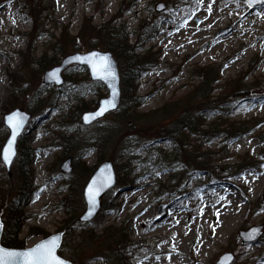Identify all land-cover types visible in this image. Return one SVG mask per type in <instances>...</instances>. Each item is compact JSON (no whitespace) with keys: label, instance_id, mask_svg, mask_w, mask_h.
I'll use <instances>...</instances> for the list:
<instances>
[{"label":"rangeland","instance_id":"374dc122","mask_svg":"<svg viewBox=\"0 0 264 264\" xmlns=\"http://www.w3.org/2000/svg\"><path fill=\"white\" fill-rule=\"evenodd\" d=\"M113 17L114 22L125 24L131 44L142 20L157 23L154 37L142 49L156 54L155 64L135 82L142 100L134 111L124 115L118 113V106L95 123L83 125L81 114L96 108L107 95L105 88L101 97H85L87 109L77 115L73 104L57 93L66 82L64 74L60 87L43 84L47 69L27 68L24 53L32 44L34 59L49 55L63 30L72 38L77 36L73 46L66 38L58 41L65 55L103 51L92 48L103 38L89 26L82 30L83 23L89 18L97 29ZM197 34L206 36L214 48L210 56L191 48ZM207 65L219 66L214 97L223 95L225 85L231 83L237 86L232 92L236 102L215 134L209 127L213 115L204 119V136L185 131L183 150V138L164 135H169L172 121L182 112V102H177L171 116L153 112L186 97L199 81L196 69ZM76 71L78 83L90 81L86 72ZM14 73L21 79L16 88L9 81ZM41 85L47 86L40 97L47 102L35 107L32 101ZM6 100L15 102L10 109L31 114L27 127L31 131L21 137L24 148L32 151V182L22 206L25 220L19 234L22 248L63 232L67 207L76 212L78 221L85 209L83 187L97 165L110 160L116 183L103 194L96 216L81 223L83 229L63 232L62 258L73 264H104L102 232L124 226L130 229L132 242L125 255L128 264H215L226 252L234 256L231 264H264V3L250 8L247 0H0L1 122ZM231 123H245L246 132L228 139L226 128ZM196 146L199 152L191 154ZM123 149H130L126 158ZM201 152H212L209 172L197 167L195 157ZM68 156L71 170L64 173L60 166ZM128 158L131 162L123 167ZM242 158L254 164L236 172L232 166ZM16 169L15 160L9 172L0 162L3 231L6 204L17 193ZM135 183L144 186L133 189ZM106 201L111 204L108 208L103 207ZM222 217L233 220L227 230L221 229ZM253 226L261 227L257 242L243 243L239 231ZM31 228L46 235L29 234Z\"/></svg>","mask_w":264,"mask_h":264},{"label":"trees","instance_id":"16d2710c","mask_svg":"<svg viewBox=\"0 0 264 264\" xmlns=\"http://www.w3.org/2000/svg\"><path fill=\"white\" fill-rule=\"evenodd\" d=\"M88 19L89 18H86L84 20L82 30L85 28V26H89L93 28L91 31L94 32L96 36L103 38L102 40H96L93 45L90 43L92 48L99 47L111 52L118 62L120 72V89L122 94L118 113L120 112L121 114L125 115L128 112L134 111L141 104V97L136 95L135 82L143 73L151 69L155 64L156 54L151 53L149 50L142 49L144 47L145 41L154 37L155 31L157 29V23L152 21L149 24H145L144 20H142L139 25L140 32L136 35L135 43L131 44L129 43V32L126 29L125 24L114 22V17L97 27V29H95L96 27L90 25L91 19ZM63 38H66L65 40H67L68 43L70 42L71 46H73L77 36L72 38L67 34L66 30H63L61 33V39L58 41H63ZM58 41L52 45L50 49L51 53L49 55L44 53L39 57V59H34V46L30 44L27 51L24 53L23 59L27 60L25 66L29 69L32 68V66H35L36 69L42 71L57 64L60 60L57 58V56L60 57L67 53L65 48L60 46ZM218 67L219 66L215 65L198 67L196 69V74L199 81L193 87V89L188 92L186 97H183L176 102L170 101L164 103L153 112L154 114L162 113L165 117L171 116L177 108V102H182V112L176 117L175 121H172L169 135H164L169 138H172L170 136H174L175 138V136L179 135L180 138H183V140L180 141L182 146L181 148H183V150H185L187 147L185 142L187 135L185 134V131L188 132V135L198 134L199 137L204 136V131L201 130V127L204 125V119L206 116L213 115L215 118L214 121L209 124V127L212 131V134H215V132H217L221 126L226 124V121L223 119V115L227 114L229 110L235 105L236 97L234 92L237 90V86L235 84L233 85L228 83L227 87L225 85V93L223 95L216 97L213 95V90L215 88L213 85L219 78ZM79 68L82 72H86L84 68L78 66H71L64 71L63 74L66 82L57 91V93L62 94L63 97L73 104L72 108L77 115L80 113V111L87 109V103L84 100L85 97L90 95L97 97L103 96L101 93L103 88L99 82L89 80L86 82L80 81L81 83L77 82L76 76L78 73L76 69ZM86 74L84 75L85 78L87 77ZM9 78V81L13 84L14 88H16L21 82L20 75L18 73L12 74L9 76ZM82 80H84V78ZM229 87L232 88L228 90L227 88ZM46 88L47 86L41 85L35 92V99L32 101L35 107H39L43 103L47 102L46 98H40L47 92ZM232 92L234 93L233 95ZM14 103L15 102L12 103L6 100L4 103V110L8 111L10 109L9 106H13ZM94 103L96 104V101L93 102V104ZM28 109L30 108L28 107L27 110ZM236 125V123H231L230 126L226 128L228 130V139L232 136H237L238 134L246 132L244 128L246 126L245 123H240L237 125V127ZM5 138L6 130L0 121V148L3 145ZM23 140V138L19 139L18 155L15 159V165L17 166L16 174L18 179L16 189L17 193L15 194V197L10 199L8 204H6L4 214L5 226L1 236V244L10 248L23 247V242L19 238V234L25 220V215L22 213V206L26 201L27 195L30 193L32 182V172L30 167L32 161V151L26 146V148H24L22 145ZM198 147L199 146L194 147L191 154L199 152L197 149ZM130 153V149H126L124 151L123 157L126 158ZM199 154L200 155L198 157H195V160H199H194L197 164V167H199V169H205L208 171V154H212V152H201ZM102 159L103 158L100 157L99 160ZM130 162L131 158H128L125 165L123 164V167ZM253 164L254 163H252L251 160L242 158L240 163H237L232 167L236 170V172H241L248 167H252ZM110 206V201L103 203L104 208H108ZM66 215L68 217L62 221V225L60 227L64 233H71L77 228L83 229L84 225L77 221V215L74 210L67 207ZM33 230L37 231L40 235H46V232L41 229L31 228L30 232ZM129 230L130 229L127 227L121 226L108 227L102 232V238H99L101 240V244L104 246V249H106L104 264H128V259L125 255L128 253V249L132 243L129 239ZM64 248L65 247H63V245L60 246L58 254L63 252Z\"/></svg>","mask_w":264,"mask_h":264},{"label":"water","instance_id":"95a60500","mask_svg":"<svg viewBox=\"0 0 264 264\" xmlns=\"http://www.w3.org/2000/svg\"><path fill=\"white\" fill-rule=\"evenodd\" d=\"M247 4L248 0H247ZM261 4L257 0H252L250 8ZM82 67L87 71L89 79L91 81L99 82L106 90L107 95L100 98L97 102V106L92 111H86L81 114V122L83 125H91L103 118L108 113H112L117 110L120 104L121 98V89H120V74L118 69V63L111 52L107 50H98L91 49L86 52H74L68 55H65L59 62V64L54 65L53 67L45 70L43 74V84L48 86L60 87L64 79L62 74L64 71L71 66ZM93 65H96V70H94ZM106 69V70H105ZM55 72L56 78H53L50 74ZM114 105V107L112 106ZM103 109H107L102 112L101 115H95L98 112H101ZM13 117L12 123L19 122L20 127L17 129L15 136H13V128L10 125L9 117ZM95 116V118H92ZM88 117L89 119H85ZM31 119V114L23 109L14 108L2 116V123L5 129L7 130V136L4 140L2 147L0 148V162L4 166L6 172L10 171V168L17 157V145L18 141L22 136L27 135L31 129H27ZM9 141L11 144V157L9 161H5L4 153L5 149L9 146ZM72 157L68 156L60 166V169L64 173H69L71 170L70 163ZM116 183V171L114 164L110 160L101 161L97 167L94 169L90 175L87 183L83 187L82 197L85 203V209L83 213L79 216L78 222L85 223L90 222L98 213L101 208V198L104 193L113 188ZM96 192L95 195V207L92 208L91 215H89V209L91 207L90 203V191ZM262 201L264 202V195ZM161 208V207H160ZM260 226H253L247 230H241L238 233L240 240L243 243H255L257 242L258 236L260 235ZM3 231V222L0 217V249H5L9 251H26L37 247L38 245L56 239L57 247L55 249V255L62 261L64 264H73L65 260L58 254V250L61 246L63 232H57L49 236L44 237L34 245L24 248H10L5 247L1 244V235ZM234 260V256L229 253H223L219 256L215 264H231Z\"/></svg>","mask_w":264,"mask_h":264},{"label":"snow or ice","instance_id":"6c2138e0","mask_svg":"<svg viewBox=\"0 0 264 264\" xmlns=\"http://www.w3.org/2000/svg\"><path fill=\"white\" fill-rule=\"evenodd\" d=\"M259 3H264V0H257ZM249 6H251L252 0H248ZM94 70H96V65H93ZM106 70V69H105ZM53 78H56V73L53 72L50 74ZM114 107V105H112ZM96 113L95 115H101L103 111ZM92 118H95L93 116ZM89 119L88 117L85 118ZM13 117H9V122L13 128V136H15L17 129L20 127L19 122L12 123ZM11 144L9 141V146L5 149L4 159L9 161L11 157ZM90 191V203L91 207L89 209V215H91L92 208L95 207V195L98 194V189L96 192ZM57 247L56 239L52 241H46L37 247L26 250V251H9L5 249H0V264H64V261L60 260L55 255V249Z\"/></svg>","mask_w":264,"mask_h":264},{"label":"bare ground","instance_id":"6f19581e","mask_svg":"<svg viewBox=\"0 0 264 264\" xmlns=\"http://www.w3.org/2000/svg\"><path fill=\"white\" fill-rule=\"evenodd\" d=\"M233 29V28H232ZM234 30V29H233ZM186 31L190 32L191 30L190 29H187ZM209 43H207V40H206V36H202V35H199L197 34L196 36L192 37V42H191V48H195L197 47L198 49H201V54L204 55V56H210L213 52H214V48H212L210 45H208ZM14 109V108H13ZM12 110L9 109L8 111ZM6 111V112H8ZM5 112V113H6ZM19 142V141H18ZM17 148H18V145H17ZM149 183H146V185H148ZM144 184H138V183H135L132 185V188H138V187H143ZM145 191V189H144ZM204 217V216H203ZM205 218V217H204ZM222 222H221V229H226L228 228V226H230L232 223H233V220H230L228 218H226V221L224 220V218L222 217L221 218ZM161 225V224H159ZM163 226V225H162ZM196 226V223L193 225V228ZM194 230V229H193ZM227 230V229H226ZM37 231H29V234H36ZM22 240V239H21ZM23 242V241H22ZM205 249V248H204Z\"/></svg>","mask_w":264,"mask_h":264}]
</instances>
